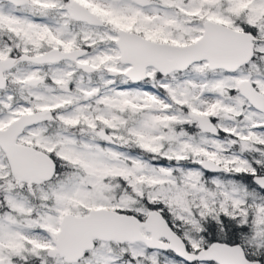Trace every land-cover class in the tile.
Here are the masks:
<instances>
[{
	"label": "snow or ice",
	"instance_id": "6c2138e0",
	"mask_svg": "<svg viewBox=\"0 0 264 264\" xmlns=\"http://www.w3.org/2000/svg\"><path fill=\"white\" fill-rule=\"evenodd\" d=\"M0 264H264V0H0Z\"/></svg>",
	"mask_w": 264,
	"mask_h": 264
}]
</instances>
